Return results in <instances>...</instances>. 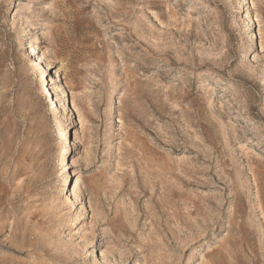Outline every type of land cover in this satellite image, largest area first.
<instances>
[{
	"label": "rangeland",
	"instance_id": "1",
	"mask_svg": "<svg viewBox=\"0 0 264 264\" xmlns=\"http://www.w3.org/2000/svg\"><path fill=\"white\" fill-rule=\"evenodd\" d=\"M241 1L0 0V264H264V0Z\"/></svg>",
	"mask_w": 264,
	"mask_h": 264
},
{
	"label": "bare ground",
	"instance_id": "2",
	"mask_svg": "<svg viewBox=\"0 0 264 264\" xmlns=\"http://www.w3.org/2000/svg\"><path fill=\"white\" fill-rule=\"evenodd\" d=\"M241 9L242 10H245L246 7L249 5V0H244L243 2L241 1ZM254 35H252L250 38H248V41L251 40L253 38ZM35 38V37H34ZM34 38H27L26 40H24V45L22 47V50L23 49H26L28 47H31L33 50H35L36 52V43H37V40L34 39ZM32 57L34 58V62H33V65H34V69H35V72L37 73V79H38V82L40 84H42V88H41V92L44 96H46L47 94H51V88H49V84H48V78L46 77V71H47V68L45 66V56L42 55L40 52L38 53V55L36 56L35 53L33 52L32 53ZM62 101H61V104L63 103H66V105L64 106L65 108V112L68 111L69 109V100L67 99V96L66 94L64 93L63 91V95H62ZM71 168V172H70V177L71 178L73 175L74 177H76V174H75V171ZM68 178V179H69ZM68 179H66L65 181V184L68 183ZM70 192V187L69 189L67 190L66 188L63 189V195L64 196H68ZM200 246V245H199ZM190 260V263L189 264H194L195 261H194V253L192 254V257L189 258Z\"/></svg>",
	"mask_w": 264,
	"mask_h": 264
}]
</instances>
